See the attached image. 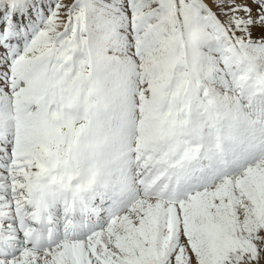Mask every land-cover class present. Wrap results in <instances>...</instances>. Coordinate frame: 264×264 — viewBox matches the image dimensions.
Returning <instances> with one entry per match:
<instances>
[{"label": "snow or ice", "instance_id": "obj_1", "mask_svg": "<svg viewBox=\"0 0 264 264\" xmlns=\"http://www.w3.org/2000/svg\"><path fill=\"white\" fill-rule=\"evenodd\" d=\"M0 264H264V0H0Z\"/></svg>", "mask_w": 264, "mask_h": 264}]
</instances>
